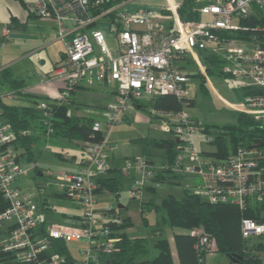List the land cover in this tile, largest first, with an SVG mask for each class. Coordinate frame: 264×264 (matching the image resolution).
Wrapping results in <instances>:
<instances>
[{
	"label": "built area",
	"instance_id": "2783aa9c",
	"mask_svg": "<svg viewBox=\"0 0 264 264\" xmlns=\"http://www.w3.org/2000/svg\"><path fill=\"white\" fill-rule=\"evenodd\" d=\"M109 1L111 5L103 7ZM126 1L34 0L30 4L32 15L57 21L65 43L54 69V77L64 86L54 102L68 103L71 92L80 86L108 85L115 95L105 117L92 125L79 168L57 170L46 183L79 207L74 224L49 222L37 200L42 193L20 183L35 169L34 162L25 160L17 147L20 136L29 135L30 130H17L0 107V264H65V256L50 253L57 240L82 242L78 249L82 258L74 264H102V254L121 250V238L98 217L99 180L112 169L109 134L139 101L167 94L189 98L187 86L193 72L178 62L190 58L203 72V54L219 58L218 74L241 91L239 101L227 105L252 116L264 128V0H194L191 11L198 13V19H184L180 5L171 1L165 10L122 7L106 29L98 27L116 4ZM94 4L103 7L96 16L91 13ZM108 35L116 39L115 47L108 44ZM16 92L0 89V99H12ZM38 107L49 117L45 124L51 134L53 107L47 100ZM151 114L162 120L163 129L173 134L180 149L170 166L146 155L129 158L125 168L138 171L130 184L131 196L144 197L151 185L162 189L156 176L164 169L192 178L188 187L208 201L256 212L257 217L242 218L241 230L250 241L251 253L258 257L257 264H264V140L261 144L245 141L229 154L217 156L198 150L195 135L204 132L210 143L215 134L185 109L152 107ZM191 233L197 237L198 250L208 256L215 253L216 238L199 228Z\"/></svg>",
	"mask_w": 264,
	"mask_h": 264
},
{
	"label": "trees",
	"instance_id": "16d2710c",
	"mask_svg": "<svg viewBox=\"0 0 264 264\" xmlns=\"http://www.w3.org/2000/svg\"><path fill=\"white\" fill-rule=\"evenodd\" d=\"M112 1L104 4L103 7L111 5ZM101 4H94L91 7L92 15H98L103 7ZM191 0H185L180 6V13L184 19H198V13L191 11ZM206 63L208 62L205 60ZM209 69V68H208ZM212 71V69H210ZM210 71V72H211ZM199 75V74H196ZM14 88L22 89L23 80L13 81ZM201 88H205L204 80L201 81ZM23 90H17L21 94ZM24 93V92H23ZM53 107L52 118V137L68 139L70 141H85L93 131L92 125L94 119L91 117L80 118L70 115L68 105L65 103L54 102L51 98H44ZM41 98L30 100L29 104L11 105L0 99V107L5 115L13 122L17 130H30L27 136H20L19 146L22 157L28 155V161H34L33 146L39 137L35 133L37 129H42L47 133L48 128L45 124L46 113L38 107ZM155 108L165 111H179L184 109L185 104L194 105L193 98H179L176 95L167 94L155 97L150 103ZM237 125L224 126L221 130L212 131L215 139L210 142L216 144L215 150L205 151V153L225 156L234 151L238 145L247 141H256L261 144L264 140V128L252 116L244 113H238ZM48 134V133H47ZM156 145L162 149L163 162L171 165L174 157L180 149L176 138L158 139ZM118 172L117 169H111L110 172ZM184 176L174 174L169 169L158 171L156 181L163 183L164 186H172L181 181ZM101 187L99 192L104 189L120 194L121 186L118 175L114 177H104L99 180ZM147 191L157 196L159 189L155 186H148ZM151 196L149 200L141 202V216L146 225H152L148 214L154 212L161 215L156 216L153 232L157 236L152 247L146 236H130L126 232H117V220L106 221L113 229V233L121 236V250L112 254H102V264H177L173 254L171 240L165 235L164 225L179 230L173 234V243L176 249V258L178 264H207L208 254L206 251L198 250L195 247L197 237L192 235L191 230L195 228L202 229L205 233L216 238L219 251L230 259L231 262H241L243 264H257L258 257L251 253L249 242L243 238L241 230V220L243 217H257L252 209H241L230 203L210 202L200 195L192 192V189L185 187L180 195L168 193L162 196L160 202H156V197ZM125 206L121 208L124 210ZM132 221L124 218L121 226H131ZM150 225V226H151ZM157 250L155 254L154 249ZM59 252L65 256V264H74L76 258L70 250V243L62 240L53 241L50 253Z\"/></svg>",
	"mask_w": 264,
	"mask_h": 264
},
{
	"label": "crops",
	"instance_id": "0c3cea01",
	"mask_svg": "<svg viewBox=\"0 0 264 264\" xmlns=\"http://www.w3.org/2000/svg\"><path fill=\"white\" fill-rule=\"evenodd\" d=\"M170 1L176 4L183 3V0H127L123 5L116 4L112 8L114 12L103 17L98 27L106 29V26L110 20L114 18L115 11L119 8L123 7L128 10L139 8L165 10L167 4ZM33 2L34 0H0V89L4 90L3 87L6 86L7 88L5 91L23 90L24 92L21 94L18 93L13 99H4V101L11 105L29 104L30 100L34 98H41L42 101L45 100L44 98L48 97L54 101L55 97L58 96L64 86L61 80L54 77V69L60 61L64 50V40L58 34V23L52 18H39L35 15H32L29 11V8L30 4ZM108 36L112 37L110 35ZM59 41L63 42V45L58 49L61 51L58 52V50L55 48V44H57ZM47 51L51 53L48 54L50 63L48 62L41 68H36V66L33 65L31 59L40 53H47ZM15 80H23L24 86L22 89L13 87L15 84L13 81ZM114 95V88L108 85H95L93 87L80 86L71 92L70 101L65 104L68 105V112L70 115L78 116L80 118L91 117L94 120H98L105 117L107 106L113 101ZM189 98L192 97L189 96ZM10 100H12L11 103L8 102ZM22 101H28L29 103H22ZM151 102L152 100L137 102L128 110L124 119L131 118V115L136 116V114L139 113V110L146 109V107H149V112L151 114V108L154 107L151 106ZM102 112H104L105 115H101ZM151 119H157L160 122L162 121L155 115H152ZM35 133L39 137L32 149L34 155V161L32 162L35 164V169L31 170L27 176L23 177L20 180V183L29 190L36 192L39 191L42 193V197L38 196L37 200L38 198L42 199L41 202H38L42 212L45 213V216L49 222L57 221L74 224L80 216V209L73 202L71 203L74 206L68 207L67 211L62 213L63 218L60 219L62 221L51 218V204L49 202V196H51V194L53 195L54 193V195H57L56 197L61 198L59 199V202H64L62 199L66 197L62 195V193H59L58 190H55L53 186L46 183L52 181L51 175L57 170L79 168L82 160L86 156V150L84 149L83 142L81 141L80 143L78 141H70L67 139V150L64 149V153L59 152L61 160L65 159L68 163L67 166H56L54 164L44 162L39 163L37 161L39 159L38 157L44 152L46 148L51 146L53 147L59 143L63 147L65 143L62 142L64 139L49 136L47 133H43L42 129H37ZM170 138L175 137H163V139ZM158 139L162 138H149L148 143L154 148L153 150L147 149L148 147H143L140 152L136 153L135 155H131L126 160H123L120 156L118 157L114 151L115 147H117V144L111 141V146L109 148L110 160L112 163V168L117 169L118 172H109L105 177H114L118 175L121 186L120 188H122V183L125 178L131 183L132 179L137 176L138 171L135 168L126 169V161L129 158H134L141 155H146L151 158L152 156L150 157V155L153 154L154 151H162V149L159 148L155 143V141ZM74 142L79 145L78 149L74 148L70 150L75 144ZM37 144L44 145L46 148H41L40 151L37 150L35 152L34 148ZM151 151H153V153H151ZM76 152H78V155ZM27 157L28 155L26 154L24 159L28 161L29 159ZM41 157H43V155ZM153 161L156 163L160 162L159 160L157 162L155 159ZM174 185L170 187H173ZM52 190L54 191L52 192ZM105 191L110 190H101L99 192V197ZM103 209L99 208L98 206V217L99 219L107 221L106 218L108 214ZM171 241L173 242V237ZM175 261L178 264L176 256Z\"/></svg>",
	"mask_w": 264,
	"mask_h": 264
},
{
	"label": "rangeland",
	"instance_id": "374dc122",
	"mask_svg": "<svg viewBox=\"0 0 264 264\" xmlns=\"http://www.w3.org/2000/svg\"><path fill=\"white\" fill-rule=\"evenodd\" d=\"M184 2L185 0H183V3ZM193 3L194 0H191V7L193 6ZM182 4H178V5L181 6ZM207 17L208 16L204 15L203 19H207ZM236 22L237 21H235V23ZM107 41L110 47H115L117 44L116 39L114 37H108ZM62 45L63 42L59 41L57 42V44H55V48L58 50L59 48L62 47ZM63 46L65 49V43ZM59 51L61 50H58V52ZM48 54L51 53L47 51V53L43 52L36 55L34 58L31 59L33 65L36 66V68H41L44 65H46L48 62L50 63ZM207 54L208 53H205L201 57L203 64L205 65L204 66L205 70L203 72L198 71L196 62H194V60L190 58L188 59V62L184 60L178 63L180 65H183L186 68V70L189 69L190 71L193 72L191 80L188 83L187 89L189 96L195 99V104L194 105L185 104L184 109L189 113L191 117L199 120V122L201 123L206 124L208 130L210 131L215 130L216 133V131L221 130L224 126L237 125L239 123L237 114L242 112H237L235 109L229 107L227 105V102L237 103L241 98V91L236 88H233L225 77L218 74L216 67L219 66L220 59L215 57L214 55H210V54L207 55ZM205 60H207L208 62L206 63ZM210 69H212V71ZM205 75H208V78H206ZM202 80H204L205 83L204 89L201 88ZM6 88H7L6 86L3 87L4 91L6 90ZM17 94L18 93H15L14 97H16ZM8 102L11 103L12 100ZM22 103H29V102L22 101ZM149 111H150L149 107H146V109L139 110L138 111L139 113H137L136 116L131 115L130 116L131 118L123 119L122 122L114 125V127L112 128L109 134V140L117 144V147H115L114 151L116 152L118 157L120 156L123 160H126L131 155H135L136 153L140 152L143 147L145 148L148 147L147 149L153 150L154 148L150 146V144L148 143L149 138H154V137L169 138L173 136L172 133H167L163 129L162 121L160 122L157 119L154 120L151 119L152 115L150 114ZM101 115H105V113L102 112ZM48 135L51 136V134ZM194 140L196 142V146L198 150H200L201 152L215 150L216 144L208 143L206 140V134L204 132H201L199 135H195ZM62 142L65 143L63 147L60 145V143L56 144L53 147L51 146L48 148H46L44 145L37 144L34 148L35 152L37 150L40 151L41 148L44 149L46 148L44 152L38 157L39 159L37 161L39 163L41 162L51 163L56 166H67L68 163L66 162L65 159L61 160V156L59 155V152L64 153V149L67 150L66 145L68 144V140L64 139ZM78 142L81 143V141ZM82 142L84 145L85 141L83 140ZM74 143L75 144L70 150L74 148L78 149L79 145H77L76 142ZM76 153L78 155V152ZM151 153H153V151H151ZM162 153H163L162 151L156 150L154 151L153 154L151 155L149 154V155L150 157L152 156L151 158L153 160L155 159L157 160V162L158 160L161 162L163 160ZM42 155L43 157H41ZM192 180L193 179L190 177H183L181 181L175 184L173 187L164 186V188L159 189L160 192L157 196L152 195V192L147 191L144 197L133 198L130 192L131 183L125 178L122 183L120 194L117 195L116 192L105 191L99 197L100 201L98 206L101 209L104 208L103 210H108L107 213L108 215L106 218L107 221L117 220L119 227L115 228V231L126 232L130 236H141V235L146 236L149 240V244L153 247L157 237L153 232V228H154L153 224L155 221V217L156 216L160 217L161 215L156 214L154 212L148 214L149 220L151 221L152 225L151 224H150L151 226L146 225L143 222L141 216V202L145 200H149L151 196H155L156 202H160L162 196H165L168 193H176L177 195H180L182 190L185 187H188V184H190ZM54 189L57 190L55 187ZM53 191L54 190H52V192ZM56 196L57 195H54V193L53 195L51 194V196H49V202L51 204L50 210L53 213L52 214L50 212V216H52L51 218L60 220L63 218L62 213H65L68 207H73L74 205L67 198L62 199L64 200V202H59V199L61 198ZM41 200L42 199L38 198L39 202H41ZM120 203L126 207L124 208V210L118 208V204ZM126 217L128 220L130 219L132 221L131 226H121V224L123 223V219ZM178 230H179L178 228H172L169 225H164L165 235L169 237L170 240L172 239L174 232ZM118 236L121 238L120 235ZM80 246H82V242L70 243V250L73 256L78 260L82 258V255L78 251ZM171 246L175 255L176 249L172 241H171ZM215 250L216 251L213 255L208 256L207 264L232 263L228 258V256H226L225 254L219 251L218 242ZM153 252L156 254L157 250L154 249Z\"/></svg>",
	"mask_w": 264,
	"mask_h": 264
},
{
	"label": "water",
	"instance_id": "95a60500",
	"mask_svg": "<svg viewBox=\"0 0 264 264\" xmlns=\"http://www.w3.org/2000/svg\"><path fill=\"white\" fill-rule=\"evenodd\" d=\"M123 207H124V205H123V204H121V203H120V204H118V208H120V209H121V208H123Z\"/></svg>",
	"mask_w": 264,
	"mask_h": 264
}]
</instances>
